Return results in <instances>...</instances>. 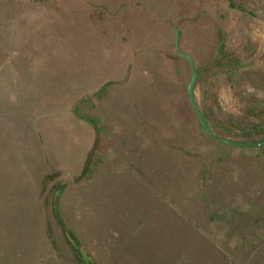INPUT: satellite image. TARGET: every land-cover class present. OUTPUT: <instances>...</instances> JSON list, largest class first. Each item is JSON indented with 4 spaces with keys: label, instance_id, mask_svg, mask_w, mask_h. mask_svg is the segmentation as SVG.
Here are the masks:
<instances>
[{
    "label": "rangeland",
    "instance_id": "374dc122",
    "mask_svg": "<svg viewBox=\"0 0 264 264\" xmlns=\"http://www.w3.org/2000/svg\"><path fill=\"white\" fill-rule=\"evenodd\" d=\"M212 3L225 13L203 25L202 0H0V264H80L55 217L58 188L59 216L75 247L83 245L97 264H264V144L214 142L180 121L164 150L153 140H163L162 123L148 128L137 120L120 155L103 163L100 141L85 169L98 132L100 140L105 132L72 111L79 97L105 77V85L118 80L125 66L135 87L122 104L132 100L136 117L161 109L159 86L177 88V64L189 63L176 45L187 48L189 33L187 45L199 55L226 44L218 54L229 112L221 120L212 114V130L261 140L264 115L250 121L239 111L264 86V71L240 75L242 52L232 47L238 30L251 32L252 49V39L256 48L264 42V0ZM260 48L251 53L264 58ZM90 99L79 105L81 114L117 117L119 107L93 111ZM150 150H163L162 157L145 154Z\"/></svg>",
    "mask_w": 264,
    "mask_h": 264
},
{
    "label": "crops",
    "instance_id": "0c3cea01",
    "mask_svg": "<svg viewBox=\"0 0 264 264\" xmlns=\"http://www.w3.org/2000/svg\"><path fill=\"white\" fill-rule=\"evenodd\" d=\"M212 1L213 0H202L204 4V8H203L204 11H203V15L198 20L201 21L203 25L212 22L211 20L213 19L212 17L215 12L217 13V16H220V17H223V13H225V9L221 10L220 8H216L215 6H217V4L216 5L213 4ZM229 5L232 7L235 13H237V11H243L240 5H237V6H232V4H229ZM250 12H252L251 14L253 15L255 13L254 11H250ZM224 19H222L221 21V18H219L218 20L220 21L221 24L225 25ZM217 23L218 22H216V24ZM191 31L194 32L193 30ZM236 32H238V33H235L234 35V38H235L234 43L236 45L232 47L234 49L232 51L242 52L241 54H239L238 59L237 57L235 58L237 60H240L239 61L240 62L239 63L240 75H243L244 73L249 72V71L251 72V70L258 71V72L264 71V58H262V56L251 53L252 51H255L257 48H260V47L263 48L264 42L259 43L258 47L256 48L255 45L257 46L258 43L257 41H255L256 43H253L252 41L253 39H252L251 40V45L253 47L252 49L250 48V45H248L250 38H252L251 32L250 31L248 32L247 30H244V31L238 30ZM255 35L256 36L258 35L257 31H255ZM188 37H189V33H185L184 41H185L187 48L183 46L182 50L187 53H190L193 56L194 61L200 58V61H196V64H195L196 66L198 65V68H197L198 78H197V81L194 87L195 98H196V101L199 107L201 108L205 116L207 117L210 125L214 126L213 120L211 119L212 114H216L218 119L221 120L220 116L226 115L228 114L227 112H229L226 110V106H225L228 98L226 96V92L222 91V85L225 82L224 80L226 78L225 77L226 75L222 74L223 71L221 69L222 65L220 64V62H223V60L225 59L221 61L219 54H218V50L221 48V47L219 48L220 42L222 40L218 42V46L217 45L211 46V47H214V49L212 50L210 49L211 47H206V49L204 50H197V53L199 52L201 53L199 55V54H196L193 50H191L189 46L187 45ZM225 48H228V47L225 46ZM209 52L210 53L215 52L214 56L213 57L210 56L209 58H207V55H209L208 54ZM244 59H247V60H244ZM132 63L134 66H136L135 63L139 64V62H137L136 60H134ZM177 65L180 67V69L182 68L183 70L181 74L179 75V78L177 79L179 86L173 90L170 89L168 91H165L163 87L159 86V89L162 90L160 92V95L158 96L159 97L158 103L163 104L161 109L160 107L155 108L157 106H154L153 109H150L144 113L141 112L136 117V115H134L136 113L133 112L131 108L132 106L130 105V102L132 100H130V102H128L129 104L127 105L125 104V101L122 104L121 101L123 97L128 95L129 92L134 91V87H135L133 86L131 75L126 74L127 66L124 67L123 74L120 78H118V80H115L114 82L112 81L111 84L110 83L107 84L103 91L95 95V97L94 96L91 97L93 98V100H95L94 98H97L100 96V98L102 99L101 101L99 102L92 101L89 98L90 99V106H89L90 110H93L95 106H98V105H107L108 108H112V109L115 106L119 107V110H117L116 118L108 117L106 114H103L102 111L101 112L98 111L97 113L99 115L96 116L95 118H93V116H90L98 124V128H100L101 130L105 132L103 136L104 139L100 140L101 142H103L104 140L106 141V144H105L106 154L102 158L103 163H105L106 160H108V157L115 156L114 155L115 152L119 154V153H122L123 150H125V146H124L125 144H123L124 140L126 136L128 135V132L132 130H136L138 128L136 125L137 120L139 121L142 120L143 122H146V124L150 126L148 128H151L153 123H162L161 127L164 131L163 140L160 139V137L158 138V136L157 138H154L153 140L154 142L156 141L158 147L164 150L166 147L165 145H163V142H165V140L167 139L169 132L171 133L173 132L174 133L173 135H177L178 123L180 121L181 122L185 121L187 124H189V126H186V127L184 126L183 129L188 130L189 128L191 129L192 127L193 130H195L197 135H199L200 137H202L200 135L201 132H204L203 134H205V131L201 129L198 123L197 117L194 111L192 110L189 104V101H188L187 86L189 82V75H191V69L189 67V63L184 62L182 60V61H179ZM138 77L140 78V75ZM138 77H136L137 80H139ZM107 81H109V78L105 77L102 81L99 82V84H97V86H95L94 91L95 89L98 90V88L105 85L104 83H106ZM260 82H262L263 84L264 79L261 80ZM253 90L255 91L254 96L249 95L246 97L247 100H250L251 102L247 103V101L243 100L244 103L247 105L245 106L243 105L244 104L243 103L241 105L243 109L239 111V113H241L240 115H242V112L245 115L248 113L249 120L250 119L255 120V118H258L257 116L264 115V86L263 85L260 87L258 86V88H254ZM94 113H95L94 115L97 114L96 112ZM171 115L173 119L165 118V116H171ZM260 127L261 128H260L259 136L263 137L264 136V124ZM107 135L111 136V138L109 137L110 138L109 139ZM226 137H230V136H226ZM213 140L214 142H217V140L215 139ZM161 151L163 150H150V151H146L145 154L147 153L154 157L155 156L162 157L159 155L160 153H162ZM148 152H151V154Z\"/></svg>",
    "mask_w": 264,
    "mask_h": 264
},
{
    "label": "water",
    "instance_id": "95a60500",
    "mask_svg": "<svg viewBox=\"0 0 264 264\" xmlns=\"http://www.w3.org/2000/svg\"><path fill=\"white\" fill-rule=\"evenodd\" d=\"M176 45H177L178 54L180 56H183V57L187 58L188 61H189V64H190L191 75H190V79H189L188 86H187L188 101H189V104H190L192 110L194 111V113H195V115L197 117V120H198L200 126L205 131V133H207L209 136H211L212 138H214V139H216L218 141H221V142H224V143H227V144H231V145H239V146H261V145H263L264 144V138L261 139L260 141L256 142V143H249V142H246V141L235 140V139H231V138H228V137L221 136L219 134H216L212 130V128H211V126H210L205 114L203 113V111L199 107V105H198V103L196 101V98H195L194 87H195V83H196L197 78H198V70L196 68L194 59L189 53L183 52L180 49L178 43ZM106 85H103L101 88H99L96 91L89 92V93H86V94L82 95L81 97H79L74 102V104L72 106V111L76 115V117H79V118L89 122L95 128V130L97 132L99 131V128H98V125L96 124V122L92 118L80 114L79 111H78V107L85 100H87V99L99 94L101 91H103L104 88L106 87ZM99 141H100V134L98 132V136L96 138V141H95L94 145L92 146V148H91V150H90V152L88 154V157H87V160H86V164H85V169H87V167L89 166V164L91 162V159L93 157V154L95 152V149L97 148V146L99 144ZM59 193H60V190H57L55 195H54L55 207H57V205H58ZM78 247H79V251H80L81 255L83 256V258H84V260H85V262L87 264H96V260L94 259V257H92L89 254V252L87 251V249L83 245H78Z\"/></svg>",
    "mask_w": 264,
    "mask_h": 264
},
{
    "label": "trees",
    "instance_id": "16d2710c",
    "mask_svg": "<svg viewBox=\"0 0 264 264\" xmlns=\"http://www.w3.org/2000/svg\"><path fill=\"white\" fill-rule=\"evenodd\" d=\"M54 213H55V217L57 218V222L59 227L62 229V232L64 233V235L70 240H73L74 242H77V239L75 237V235L70 231V229L64 224L62 218L59 216V212L58 209L55 208L54 209ZM73 250L77 253V259L78 262L80 264H87L83 258V256L81 255L80 251L78 249H76V247L73 245ZM97 264V263H96Z\"/></svg>",
    "mask_w": 264,
    "mask_h": 264
},
{
    "label": "flooded vegetation",
    "instance_id": "af4514ba",
    "mask_svg": "<svg viewBox=\"0 0 264 264\" xmlns=\"http://www.w3.org/2000/svg\"><path fill=\"white\" fill-rule=\"evenodd\" d=\"M225 43H224V41L222 40L221 42H220V46L221 45H224ZM184 52V51H183ZM190 54V53H189ZM191 55V54H190ZM192 56V55H191ZM183 57V56H182ZM193 57V56H192ZM194 59V58H193ZM195 62V61H194ZM101 88V87H100ZM80 113V112H79ZM81 114V113H80ZM83 115V114H82ZM85 116H87V115H85ZM89 117V116H88ZM77 118H79V117H77ZM91 118V117H90ZM207 118V117H206ZM79 119H81V118H79ZM208 120V119H207ZM209 122V121H208ZM97 124V123H96ZM210 124V123H209ZM244 124V123H243ZM98 125V124H97ZM207 134V133H206ZM222 136V135H221ZM224 137H226V136H224ZM210 138H212L211 136H210ZM228 138H231V137H228ZM262 139L264 138V136L263 137H261ZM260 138V139H261ZM214 138H212V140H213ZM216 140V139H215ZM241 141H243V140H241ZM260 141V140H259ZM100 142V141H99ZM234 146H237V145H234ZM254 147V146H253ZM257 147V146H256ZM89 167V166H88ZM58 190H59V188H58ZM57 191V190H56ZM56 208V207H55ZM68 239V238H67ZM68 241H69V239H68ZM69 243H71V245L73 246H75V244H76V242H74L73 240H70L69 241ZM76 249H78L79 250V247H76Z\"/></svg>",
    "mask_w": 264,
    "mask_h": 264
}]
</instances>
